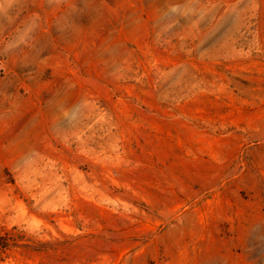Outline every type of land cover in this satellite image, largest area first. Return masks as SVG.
<instances>
[{
	"label": "rangeland",
	"instance_id": "374dc122",
	"mask_svg": "<svg viewBox=\"0 0 264 264\" xmlns=\"http://www.w3.org/2000/svg\"><path fill=\"white\" fill-rule=\"evenodd\" d=\"M0 264H264V0H0Z\"/></svg>",
	"mask_w": 264,
	"mask_h": 264
},
{
	"label": "clouds",
	"instance_id": "9594fccd",
	"mask_svg": "<svg viewBox=\"0 0 264 264\" xmlns=\"http://www.w3.org/2000/svg\"><path fill=\"white\" fill-rule=\"evenodd\" d=\"M53 2V0H49V3L51 4ZM56 2H59V0H56Z\"/></svg>",
	"mask_w": 264,
	"mask_h": 264
}]
</instances>
